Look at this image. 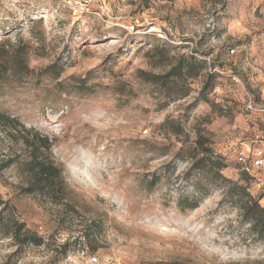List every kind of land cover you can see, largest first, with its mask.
I'll use <instances>...</instances> for the list:
<instances>
[{
	"label": "rangeland",
	"instance_id": "1",
	"mask_svg": "<svg viewBox=\"0 0 264 264\" xmlns=\"http://www.w3.org/2000/svg\"><path fill=\"white\" fill-rule=\"evenodd\" d=\"M90 10L0 0V264H264L232 185L191 167L212 148L264 206V0ZM161 47L218 77L167 95ZM35 133L48 148L24 144Z\"/></svg>",
	"mask_w": 264,
	"mask_h": 264
},
{
	"label": "trees",
	"instance_id": "2",
	"mask_svg": "<svg viewBox=\"0 0 264 264\" xmlns=\"http://www.w3.org/2000/svg\"><path fill=\"white\" fill-rule=\"evenodd\" d=\"M152 50H158V58L160 59L159 63L162 67L167 66V69L163 75H155L154 80H152V83L154 85L160 84L164 87V92L167 95H171L172 91H180L181 96H186L189 91V84L190 81L193 80L195 77L198 76H204L205 83L203 84V87L201 89V94L204 90H206V83L208 80L215 79L218 77V74L212 69L210 65H207V62L203 59H197L194 55H186V54H169V49L165 47L153 48ZM166 59V60H165ZM168 61V62H164ZM164 79V82H159V79ZM158 79V80H155ZM182 79L186 83V88H178L177 82ZM213 86V85H212ZM211 86V87H212ZM212 90V88L209 89V92ZM179 93V92H178ZM179 95V94H178ZM201 97H197L195 100H200ZM205 101H208L207 98H205ZM195 106V103H194ZM193 107V105H192ZM13 121L14 118H11ZM3 116L0 113V123H2ZM16 131V126H10L8 128L7 133L11 135L12 137L15 136L13 133ZM47 141V138H39V135L37 133L33 134L31 137V141L28 138H24L23 142L28 147L31 148H48L50 143L45 142ZM203 155L198 158L195 162L192 163V169L197 170V172H201L202 168L198 165H196L197 162H205L209 161L212 165H214L215 173L218 177H220L223 180H226L229 182L232 187L225 190V197L223 199V202L230 201L231 204L236 206L241 213L242 220L249 223L251 226V229L253 230L254 234L257 238L261 239L264 237V206L260 204L261 196H253L249 192V177L247 175L241 176L238 180L232 181L230 179L225 178L221 171L227 167V164L225 162V158L216 153L212 148H205L203 150ZM243 169V168H242ZM245 170V169H244ZM248 172L247 170H245ZM250 173V172H248ZM230 197V198H228ZM230 199V200H229ZM191 206V208H195L198 206L197 202H194Z\"/></svg>",
	"mask_w": 264,
	"mask_h": 264
},
{
	"label": "built area",
	"instance_id": "3",
	"mask_svg": "<svg viewBox=\"0 0 264 264\" xmlns=\"http://www.w3.org/2000/svg\"><path fill=\"white\" fill-rule=\"evenodd\" d=\"M66 5H68L72 9H77L79 13H93L90 10V2L91 0H63ZM251 107V106H250ZM261 151H258V156L261 155ZM240 160L243 162V168L249 172V168L246 164L245 156H242ZM256 165H261L262 160H255Z\"/></svg>",
	"mask_w": 264,
	"mask_h": 264
}]
</instances>
